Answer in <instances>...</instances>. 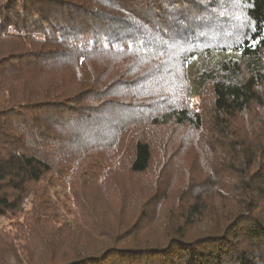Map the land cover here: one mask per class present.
<instances>
[{
    "label": "trees",
    "instance_id": "1",
    "mask_svg": "<svg viewBox=\"0 0 264 264\" xmlns=\"http://www.w3.org/2000/svg\"><path fill=\"white\" fill-rule=\"evenodd\" d=\"M221 1L0 0V218L18 216L30 192L42 207L37 188L54 185V175L71 189L75 173L88 185L114 171L127 135L168 124L200 130V111L180 101L183 86L169 79L201 54L212 63L194 81L207 89L216 137L231 133L237 113L262 104L264 0H237L235 11ZM115 59L118 68L106 67ZM152 151L141 138L132 143L128 170L147 171ZM258 169L237 168L240 194L218 215L206 217L193 195L164 247H119L108 236L99 248L48 264H264ZM192 186L190 194L199 189ZM42 209L53 210L49 202Z\"/></svg>",
    "mask_w": 264,
    "mask_h": 264
},
{
    "label": "rangeland",
    "instance_id": "2",
    "mask_svg": "<svg viewBox=\"0 0 264 264\" xmlns=\"http://www.w3.org/2000/svg\"><path fill=\"white\" fill-rule=\"evenodd\" d=\"M219 4H226L232 11L238 9L237 0H222ZM197 59L189 67H176L180 77L168 79L170 85L183 86L180 101L191 110L200 111L203 127L193 132L188 126L176 128L168 124L161 131L155 128L146 137L147 132L139 137L127 135L120 143L121 163L114 171L102 172L95 182L86 185V178L75 173L69 179L71 189L55 175L54 185L49 181L42 183L35 197L44 195L42 207L33 205L35 199L30 192L18 216L11 221L0 218V264H48L87 248H99L108 236L111 244L119 247L161 248L166 246L175 224L182 223L185 212H189L195 201L193 195L200 196L199 202L208 211L206 217L236 201L242 183L237 168L249 174L264 168V89L262 104L252 103L237 113L231 133L216 137L207 89L199 91L194 81L195 72L212 62L202 54ZM114 63L118 68L121 62L115 59L106 67ZM111 121L119 125L123 120ZM140 138L151 145L154 158L147 171L132 174L126 161L131 144ZM249 159L255 166L247 170L245 163ZM196 180L208 181L200 187L195 185ZM191 186L199 189L190 194ZM48 202L52 211L42 209ZM208 223L207 218L200 221L201 227Z\"/></svg>",
    "mask_w": 264,
    "mask_h": 264
}]
</instances>
